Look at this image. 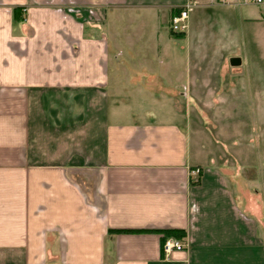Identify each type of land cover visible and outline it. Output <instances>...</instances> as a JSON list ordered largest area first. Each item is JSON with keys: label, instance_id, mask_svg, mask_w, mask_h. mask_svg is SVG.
Instances as JSON below:
<instances>
[{"label": "crops", "instance_id": "0c3cea01", "mask_svg": "<svg viewBox=\"0 0 264 264\" xmlns=\"http://www.w3.org/2000/svg\"><path fill=\"white\" fill-rule=\"evenodd\" d=\"M233 6L0 0V264H264V131L245 174L187 130L195 76L236 67L193 65L235 40Z\"/></svg>", "mask_w": 264, "mask_h": 264}, {"label": "rangeland", "instance_id": "374dc122", "mask_svg": "<svg viewBox=\"0 0 264 264\" xmlns=\"http://www.w3.org/2000/svg\"><path fill=\"white\" fill-rule=\"evenodd\" d=\"M224 8L229 10L224 14L230 15L229 26L235 31V40L227 34H218L215 39L218 45H223L222 51L194 52L193 65L196 67L198 62L200 68L217 69L221 62L239 56L241 68L195 76L192 109L186 117L187 130L192 150L199 159L215 157L221 162L226 159L231 166L235 158L241 162L240 170L248 174L250 147L257 141L256 130L258 140L263 139L264 131V98L255 97V93L264 91V4ZM215 24L213 27L217 30L222 26L220 21ZM197 43L201 42L194 39L193 46ZM203 43L214 45L205 40Z\"/></svg>", "mask_w": 264, "mask_h": 264}, {"label": "built area", "instance_id": "2783aa9c", "mask_svg": "<svg viewBox=\"0 0 264 264\" xmlns=\"http://www.w3.org/2000/svg\"><path fill=\"white\" fill-rule=\"evenodd\" d=\"M219 4H231V5H261L264 0H216ZM193 8V3L190 1L185 2L176 12H174L169 20V28L173 33L184 34L188 29V15ZM194 173H198V169L194 170ZM185 247V243L180 239L174 237H164L161 242V249L164 254H169L173 250H181Z\"/></svg>", "mask_w": 264, "mask_h": 264}, {"label": "trees", "instance_id": "16d2710c", "mask_svg": "<svg viewBox=\"0 0 264 264\" xmlns=\"http://www.w3.org/2000/svg\"><path fill=\"white\" fill-rule=\"evenodd\" d=\"M177 10H175L176 12ZM173 35L177 36V37H180L182 36L183 34H178V33H173ZM185 235V232L183 229H180V228H168V229H164L163 230V238L164 237H174L176 239H181L183 236ZM163 238H162V241H163Z\"/></svg>", "mask_w": 264, "mask_h": 264}, {"label": "water", "instance_id": "95a60500", "mask_svg": "<svg viewBox=\"0 0 264 264\" xmlns=\"http://www.w3.org/2000/svg\"><path fill=\"white\" fill-rule=\"evenodd\" d=\"M229 63L232 66L240 65L241 58L239 56H232V57L229 58Z\"/></svg>", "mask_w": 264, "mask_h": 264}]
</instances>
